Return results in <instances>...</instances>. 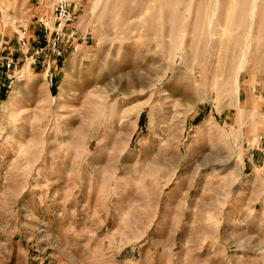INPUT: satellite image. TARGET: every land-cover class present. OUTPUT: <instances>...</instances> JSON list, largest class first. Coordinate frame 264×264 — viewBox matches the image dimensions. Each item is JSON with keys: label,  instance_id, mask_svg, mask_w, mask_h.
<instances>
[{"label": "rangeland", "instance_id": "rangeland-1", "mask_svg": "<svg viewBox=\"0 0 264 264\" xmlns=\"http://www.w3.org/2000/svg\"><path fill=\"white\" fill-rule=\"evenodd\" d=\"M77 1L54 83L0 91V264H264V0Z\"/></svg>", "mask_w": 264, "mask_h": 264}, {"label": "built area", "instance_id": "built-area-1", "mask_svg": "<svg viewBox=\"0 0 264 264\" xmlns=\"http://www.w3.org/2000/svg\"><path fill=\"white\" fill-rule=\"evenodd\" d=\"M79 8L77 0H53L51 14L37 20L40 29L35 35H31L24 26L16 31L18 51L0 38V78L3 76L0 91L23 77L22 69L26 64L40 68L49 83H54L55 70L83 37L76 24ZM253 91H256L255 87ZM247 144L252 162L259 161L264 170V133L259 134L255 141H247ZM258 156L261 159L258 160Z\"/></svg>", "mask_w": 264, "mask_h": 264}, {"label": "crops", "instance_id": "crops-1", "mask_svg": "<svg viewBox=\"0 0 264 264\" xmlns=\"http://www.w3.org/2000/svg\"><path fill=\"white\" fill-rule=\"evenodd\" d=\"M14 36H15V35H14ZM11 39H12V43L16 45V44H17L16 39H13V37H12ZM11 48H12V47H11ZM13 49H15V50L18 51V47H17V48H13Z\"/></svg>", "mask_w": 264, "mask_h": 264}]
</instances>
